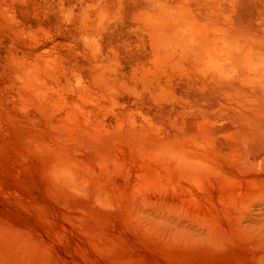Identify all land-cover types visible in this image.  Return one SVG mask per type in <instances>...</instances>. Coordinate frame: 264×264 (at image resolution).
<instances>
[{"label":"rangeland","instance_id":"1","mask_svg":"<svg viewBox=\"0 0 264 264\" xmlns=\"http://www.w3.org/2000/svg\"><path fill=\"white\" fill-rule=\"evenodd\" d=\"M0 264H264V0H0Z\"/></svg>","mask_w":264,"mask_h":264}]
</instances>
